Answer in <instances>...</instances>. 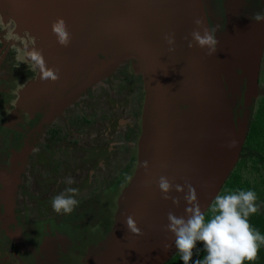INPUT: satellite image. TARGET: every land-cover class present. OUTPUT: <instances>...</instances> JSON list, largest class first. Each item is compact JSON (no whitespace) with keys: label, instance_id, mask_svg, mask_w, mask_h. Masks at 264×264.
<instances>
[{"label":"rangeland","instance_id":"rangeland-1","mask_svg":"<svg viewBox=\"0 0 264 264\" xmlns=\"http://www.w3.org/2000/svg\"><path fill=\"white\" fill-rule=\"evenodd\" d=\"M194 1L112 0L108 5L104 0L29 2L27 6L31 17L25 23L29 47L11 46L2 59L8 61L0 62V201L9 207L6 211L0 205V225H4L0 227V264H148L153 260L151 253L157 254L159 241L169 232L164 230L167 215L164 214L160 221L161 211L154 210L150 202H155L162 209L166 207L177 215L179 209L175 207L173 198L179 197L180 203H185L186 185L190 183L196 189L198 184L188 172L187 166L191 162L186 161L190 158L186 157L181 163L178 159L183 158L186 151L190 152L189 155L193 157L191 161H197L194 172L200 174L206 162L202 150L196 151L191 145L182 153L175 150L177 141L173 131L177 126L168 123L182 110L184 116L189 113L202 116L203 111L200 114L202 108L199 107H206V101L202 106L192 107L190 99H181L183 95L179 93V97L175 98L179 102L174 105L165 101L166 90L161 88V99H158L157 105L150 107L151 88H157L155 83L162 79V71L172 72L177 92L182 93L184 78L190 82L195 76L213 71V56L205 58L204 61H209V64L198 66L197 63L194 71L189 70L197 60V46L190 49L189 59L175 57L174 51L187 47L190 41L186 38L190 40L191 36L174 37V51H169L170 46L164 39L191 20ZM20 6L23 10L25 4ZM193 10L198 12L199 9ZM58 18L65 21L71 34L68 47L57 45V40V46H53L56 36L52 32V22ZM3 26L4 23L0 22V30ZM36 51L42 54L48 69L58 70L57 81L42 80L40 70L31 59ZM9 55L13 59L9 60ZM13 60V67L5 68ZM261 66L264 69V56ZM3 69L14 81L21 78L17 71L32 75L38 73L42 85H31L36 86L33 90L36 94L44 88L42 103H37V107L31 110L16 107L12 101H15L17 90L10 87L14 82L3 78ZM262 77L260 72L259 79ZM84 78L86 81H83ZM166 78L169 79L168 75ZM27 80L24 77L21 83L26 85ZM200 83L201 80L192 84ZM63 84L67 85V89L63 87L66 91L60 88ZM217 84V80L211 78L206 86L209 85L210 91L214 92ZM141 85L142 89L139 87ZM53 89L56 90L50 94L49 91ZM141 90L144 93L140 99ZM72 92L57 111L49 114L51 108L57 107L56 102H60L61 95L64 97ZM171 95L174 92L169 97ZM235 116L239 119L237 113ZM58 121L66 126L67 131H85L87 136L59 170L60 156L53 157L38 145L44 144L41 140L45 130ZM188 122L189 118L185 120L187 135L196 137L199 133L196 122ZM159 124L173 130L160 134L154 126ZM235 128H238L236 124ZM153 136L169 138L166 155L160 151L163 144L160 140V143L153 141ZM158 156L168 162L164 166L163 176L169 178L174 186L179 185L183 189L177 191L174 187L167 200L158 198L156 184L147 185L146 179L140 175L146 169L143 167L145 162L153 166ZM232 157L228 159L222 183L213 187V190L216 188L214 193L210 191L214 197L232 193V189L226 192L227 182L236 172V167L233 169L232 165H237V162L231 165ZM16 158L21 159L19 173L11 170L15 167L11 165L17 163ZM218 159L214 158L215 168L219 165ZM169 169L174 172V178ZM230 172L232 175L227 177ZM180 174L185 178H179ZM239 174L245 184L244 174H249L242 169H239ZM68 177H72L74 183H66ZM149 182L153 183L151 180ZM104 187L112 189L102 191ZM67 188L79 190L75 196L79 203L72 213L57 214L51 200ZM207 206L208 202L205 208ZM128 216L133 217V227L140 230L139 234L127 229L125 220ZM82 217L83 227L86 224L89 226L81 230L77 228L75 233L76 225L82 227ZM161 262L162 258L156 264Z\"/></svg>","mask_w":264,"mask_h":264},{"label":"trees","instance_id":"trees-1","mask_svg":"<svg viewBox=\"0 0 264 264\" xmlns=\"http://www.w3.org/2000/svg\"><path fill=\"white\" fill-rule=\"evenodd\" d=\"M241 1H245L247 3L249 2V0H241ZM192 5H195V6L194 7L192 6L191 8L200 9V10H203V12L204 10L207 11L208 6H210L209 8H216V9L217 7L218 8L221 7V10H218L215 13L218 14L219 16H223L224 19L222 21V24L220 25V29L217 31L216 34L219 35V39L222 40L226 44V47L228 48L229 51L230 50L236 51L238 50V48H240V45L242 43V36H243L242 32L246 30V26L243 20L246 12L240 9H244L246 5L241 6L240 3H238L237 5H234L231 0H195ZM205 5L207 9L205 8ZM232 12L234 14H232ZM239 16L241 18H239ZM213 35L216 37L214 33ZM8 58L13 59V57L11 56H9ZM138 61L140 62V60ZM226 61L227 59L224 56L221 60L222 63L220 65L219 63H217L216 64L217 67H214L215 69L213 68V71H212L213 73L212 72L210 73V71H207L205 74L202 73L198 76L193 77V80H191L190 82L187 81L188 78H184L183 93L177 92V86H175L176 82L174 80V75L172 74V72H169V71H162L161 72L162 79L156 80L158 82L155 83L157 85V88L155 87L151 88V92H150V97H151L150 107L151 108L154 104L157 105L158 99H161L159 90L163 88L164 90H166L165 101H169V103H173L175 105V102H179L177 99H176L177 101H175V98H178L179 93H181L183 95V98L181 99H184V98L190 99L189 102L192 103V107L194 105L197 106L199 104H201L202 106V103L206 101L208 103L206 106L208 110L210 107L213 109V111L216 114L217 119L211 123L210 130H207L203 126L204 123L203 124H201L200 122L196 123V125L198 126L199 133H197L198 135L193 138H190L187 135V133L189 134V132H188V128L185 127L186 126L185 120L187 118H189V120H192V117L194 115L193 113H189L187 116L189 115L190 116L187 117V116H184L185 112L182 110V112L176 115L175 118L173 117L172 120L167 119L169 120L168 121L169 125L177 126V129L174 130L173 132L176 133L175 139L177 141V145L175 146L176 147L175 150H177L178 152L181 151L182 153V151L183 152L186 151L189 148V145H191V147L196 151L202 150L203 157L209 156V158L211 157L214 159L215 150H221L225 148L223 151L226 154L227 149H229L230 147H233V146H230L232 142L234 141L236 144V140L234 139V137H231V135L227 132L225 126L228 123L234 124V122L233 123L230 122V120L235 117V112L233 110L234 105H236L238 109L237 113L240 114L241 112L243 94H244V89L246 87L245 81L242 79L241 81L242 84L240 85L237 84V87L240 89V92L239 93L235 92L233 99L229 98V95H230V91L228 87L229 85H225L226 83L225 81H220L221 83L217 84L214 92L210 91L209 85L206 86L207 81L209 79L213 78L214 80H218V78L221 79L220 77H222V74L226 73L228 75L230 73L229 68L231 66ZM234 61L235 60H233V62ZM261 63H262V59L260 61V72H261V75L263 74V77L260 79L258 93L255 92V94L257 95L255 96L254 100L253 99L251 100L248 114L245 116L244 120H242L243 122H241V124H244V126L237 129L238 133L236 137L238 140V148L235 151V155L233 156L234 157L233 162L231 163L232 165L234 162H237V165L235 164L232 165L233 169H235L236 167V172L233 173L235 178L232 177V179H230L232 181L229 180L227 182L228 185L226 186V192L227 191L230 192L231 189H232V193L237 192L238 190H254L256 192L257 194L256 203L257 205H259V211L251 215L249 217V221L255 230H258L261 235H264V178H261L264 176V69L262 68ZM167 75L170 80L166 78ZM199 80H201L200 84H197V85L192 84L193 82H196ZM230 84L233 85L234 83L232 84L231 82ZM139 87L142 89V85ZM219 91L220 93L223 91L224 98H221L218 100ZM167 92H170V93L174 92V95H171L169 97L170 93L166 94ZM73 93L74 92L66 93V96L62 97L60 102L59 101L56 102L57 107L51 108L49 114L53 111H57L61 103L65 102L67 98H70V96ZM143 93H144L143 90H141V95H139L140 99L142 98ZM199 108L203 109V107H199ZM193 109H196V107H194ZM202 109L200 111V114L202 112ZM210 113L212 114L211 111ZM160 124L154 125L158 129V132L160 134L162 133L166 134V131L169 129L173 130L172 127L168 129V128L162 127ZM201 128H204L205 130L204 129L201 130ZM137 129L139 130L138 125H137ZM163 136H159V137L153 136L152 139L153 141L155 140V141H158V143L161 142L163 144L164 146L163 150H161L160 148V151H162V153L166 155L167 154L166 145L169 142V138L166 137V139L164 138L162 139ZM43 137L44 138L41 140V143L43 142L44 144L42 146L41 144H38V145L40 148L42 147L45 151H47V154L53 157L60 156L59 158L60 160L58 161V166H57V169L59 170L62 164H64L65 161H68L70 156L76 151L77 147L80 144V141L86 138L87 136H86L85 131L83 133L82 131H79L77 133H72L70 131H67L66 126H63L58 121L57 123L49 126L45 130ZM209 144L211 145V147H207ZM64 150H66L65 153H64ZM118 152H121V150ZM224 152L222 153V156ZM181 153H178V154H181ZM189 153L186 151L183 158L178 157L179 163L183 162L182 160L185 159L186 157L190 158L186 162H191V159L193 157L191 158V155H189ZM194 156L196 157L197 155H194ZM20 160L21 159L16 158V161L18 164H20ZM155 160H156V163L153 166H151L150 164L147 165V168L143 166L146 169L142 173H140L141 177L143 176V178L146 180L149 179L147 182H149L150 180L154 182L155 180L153 178H157V179L160 178L159 175H157V173L163 172L165 168L164 166L168 163L167 161H165V159L162 156L156 157ZM131 162L132 160H130V163ZM215 165H216L215 163H210L206 161L205 163H203L201 167L202 168L201 170L203 171L202 173L206 172L207 169L209 168H213ZM195 166H196V163L195 164L190 163V165H188L187 167L189 169L188 172L190 173L191 178L194 179L196 182H198V186H199L204 177L202 173L200 174L198 172L197 173L194 172L196 170ZM239 169L247 171V173L249 174V175L244 174L246 176V178L244 177L245 184L243 183V181L240 180L241 176L239 174ZM95 170H97V168ZM116 170H120V169L116 168ZM170 170L171 169H169V171ZM89 171L90 170H88V174H89ZM170 172L173 174L172 176L174 178V172L172 171ZM88 174H86V177H88ZM184 175H186L185 172H184ZM231 175H232V172H230L229 176L227 177H230ZM179 178H185V177L180 174ZM250 178L253 180H251ZM226 181L224 183H226ZM155 183L157 184V182ZM112 188H115V186ZM112 188L104 187V189L103 188L101 189L102 191H109ZM198 188L203 190V188H200V187ZM213 193H211V196L209 198L208 206L204 210H202L205 212L206 218H210L211 216L209 209L211 206L210 204L211 203L210 201L212 200L211 198L214 197ZM157 194H158V198L160 197V199H163V196L160 190L157 192ZM150 204L154 207V210L161 211V215L159 218H160V221L163 220L162 216H164L165 211L162 208H160V206L157 207L158 205H155V202H152V203L150 202ZM3 205L5 207L7 204H3ZM8 208H9L8 206L5 207V210L7 211ZM184 214L185 212L183 213V215ZM84 217L81 218L82 227H80L79 225L75 226V233L77 232V228L78 229L80 228L81 230L89 226L88 224H86V226L83 227ZM1 220L3 219L1 218ZM0 227L3 228L4 225H0ZM157 227L159 226L157 225ZM159 242H160V248L157 247L156 249L157 254L163 255L162 262L160 264H183V261L181 260L179 253L175 249L174 239H168V236L166 235L165 238H162V240ZM166 244H170L172 245V247L165 250L164 246ZM205 255L206 253L203 250L202 244L198 242L197 249L194 250V255L192 257V260L195 261L196 259H203ZM189 264H191V261L189 262ZM244 264H264V244L260 245L257 259L251 262L245 261Z\"/></svg>","mask_w":264,"mask_h":264},{"label":"clouds","instance_id":"clouds-1","mask_svg":"<svg viewBox=\"0 0 264 264\" xmlns=\"http://www.w3.org/2000/svg\"><path fill=\"white\" fill-rule=\"evenodd\" d=\"M250 19L255 22H264V11L254 13ZM194 24L196 28L191 32L192 40L188 43V47L198 46L202 49L207 48L209 55L216 53L219 41L212 31L204 26V21L200 18H196ZM52 32L56 36L59 45L63 47L69 46L71 34L62 18H58L52 22ZM164 39L170 46L169 51H174V34L166 35ZM263 55L264 43L261 59ZM31 59L37 69L40 70L43 80L55 82L59 79L58 70L48 69L39 51L34 52ZM259 75L260 66L257 76V88L253 90L249 98L246 115L248 114L250 102L255 96L253 94L258 91L260 85ZM243 106L242 101L241 112ZM230 146H233L232 149L238 147L237 138L236 144L233 141ZM229 156L230 153L224 159L228 160L232 157ZM227 163L228 161L224 163L225 173ZM144 166L147 168V162H145ZM65 182L72 184L74 180L72 177H68ZM156 186L166 200L170 198L169 193L174 187L177 191L183 190L179 185L174 186L172 181L166 176H161ZM186 187L187 192L183 197L186 204L185 215L177 216L175 213L169 211L167 214L168 223L164 227V230L171 233L174 237V246L183 264H189L190 261L191 264H244L245 261H255L260 245L264 244V235L255 230L249 221V217L259 211V205L256 203V192L254 190H238L233 193L216 195L209 209L211 216L210 218H206V214L202 211L199 204L195 188L190 183ZM78 192L79 190L76 188H67L65 192L55 195L51 200L53 210L57 214L72 213L79 203L75 198ZM173 203L178 206L180 198H173ZM125 224L127 229L138 234L140 233L138 228L133 227L134 219L132 216L126 218ZM198 242L202 244L206 255L203 259L193 261L192 257L194 250L197 249ZM164 247L167 250L172 245L166 244Z\"/></svg>","mask_w":264,"mask_h":264},{"label":"flooded vegetation","instance_id":"flooded-vegetation-1","mask_svg":"<svg viewBox=\"0 0 264 264\" xmlns=\"http://www.w3.org/2000/svg\"><path fill=\"white\" fill-rule=\"evenodd\" d=\"M1 1L2 0H0V22L4 23V26L0 30V62H6L8 60L2 61V59L5 56L7 49H10L11 46L20 45L21 47H29L28 46L29 33L27 32L28 28L26 27L27 25L25 23L27 21V18L31 17V15L28 13V9H29L28 7L29 6H27L29 4V2H31V0H3V2H4L3 4ZM111 1L112 0H104V2L107 5ZM231 1L233 2L234 5H237L238 3H240L241 6L246 5L244 7V9H240V10L246 12V14L244 15V18H243L244 24L246 26V30L242 32V35H243L242 36V43L240 45V48H238V50H236V51L230 50L229 51L228 48L226 47V44L222 40H220L219 35L216 34L217 31L220 29V25L222 24V21L224 19L223 16H219L218 14L215 13L216 11L221 10V7L220 8L217 7V9H216V8H209L210 6H208L207 11L204 10V12H203V10H200V9L198 10V12L191 9V20H189L187 22V24H183L180 28H178L177 32L174 31V32L170 33V35L174 34V37H177V38H180L183 36H187V37L191 36V32L196 28V25L194 24V20L196 18H198L199 15L201 14L200 19H202L204 21V26L207 27L209 30H211L216 35V38L218 39L219 43L217 45V52L213 53L212 55L208 54L207 48L202 49V48L197 46L198 49H196V53L194 52L195 58L197 60H195L193 66H191L189 68V70L192 69V71H194V68H195L194 65H197V63H198V66H201V65L206 64V63L209 64V61H204L207 56L215 57V59L211 62V65L213 68L217 67L216 64L219 63V65H220L222 63L221 62L222 58L225 56L227 59L226 62L231 66L229 68L230 73L228 75L226 73L222 74V77H220L221 79L218 78L217 83L220 84L221 83L220 81H225L226 82L225 85H229L228 86L229 91H230L229 98L233 99L235 92H238V93L240 92V89L237 87V84L238 85L242 84V82H241L242 79L246 83V77H245L244 69H243V54L246 51L245 46H244V36L246 34L253 35L264 23V22H255V21H252L250 19V17L254 13L264 11V0H249L248 3L245 1H241V0H231ZM21 4H25V7L23 8V10L20 6ZM224 6H226V5H224ZM30 7H32V6H30ZM229 8H231V7H229ZM232 14H234V13L232 12ZM239 18H241V17L239 16ZM97 26H99V24ZM187 28H189V29H187ZM92 32H93V30H92ZM182 32H184V33H182ZM178 34H182V35L179 36ZM55 40H57L56 37L53 39V42H52L53 46L59 45V44L55 45ZM187 40L191 41L192 37L190 40L187 38ZM31 43H32V41H30V44ZM49 46H50V44H49ZM55 48H57V47H55ZM80 48L82 50H84L83 47H80ZM190 49H192V48H189L187 46L183 49L176 50V51H174V55L178 59H180V57L181 58L183 57L184 59H186V58H188V53L192 52V51H190ZM188 50H189V52H188ZM78 51H79V49H78ZM204 54H206L205 57H203ZM171 58L174 59L172 56H171ZM233 60H235V61L233 62ZM237 60H238V62H237ZM13 63H14V60L11 61V64L6 66L5 68L13 67V66H11V65H13ZM237 63H238V65H237ZM16 67H18V65ZM3 71H4V69H3ZM17 72L19 73L18 76H21V78L23 77L22 80H21V78H18V79H20V81H18L17 78L15 79L16 81H14L13 80L14 78L8 77V75H6L7 73H5V71H4L5 74L3 77L5 79H8L7 81L14 82V84L10 85V87L13 86V88L15 90H17L15 98H14L15 101L13 100L12 103H15L16 107H21L24 110L26 108H29L30 110L33 109L34 107L36 108L37 103L41 104L42 101L44 100V92H43L44 88H42V91L39 94H36V92H33V90L36 86L31 85L34 83L37 85H40V86L42 85V81H41L40 77L38 76V73L35 74V72H34L32 75L29 72H28V74H25V71H17ZM210 73H211V71H210ZM24 77L28 79L27 80L28 83H25L26 85L21 83V81L23 82ZM228 78H229V80H228ZM29 80H30L31 86L29 85ZM83 81H86V78H84ZM231 82H232V84L233 83L234 84L231 85L230 84ZM15 84H17V86L18 85L19 86L16 87ZM63 87H65L67 89V85H65V84L61 85L60 88L64 89ZM258 89H259V87H258ZM55 90L56 89L50 90L49 93L51 94ZM245 91H246V87L244 89L243 99H244ZM24 96H25V98H24ZM52 96L55 97L57 95H52ZM61 96L63 97V95H61ZM221 98H224L223 91L221 93L219 91V93H218V100ZM236 108H237L236 105H234L233 110L235 113L238 112V109L236 110ZM13 110H15V109H13ZM209 110L212 112V114L210 113ZM209 110L207 107H203L202 116H194L193 115L192 123H193V121H195L196 123L200 122L201 124L204 123L203 126L207 130H210L211 123L214 122L217 119V117H216V114L212 108L209 107ZM240 114H238L239 119L236 118V116H235L234 118H232L230 120V122L231 123L234 122V124L228 123L225 126L227 132L231 135V137H234L235 140L237 138L236 136L238 133L237 129L244 126V124H241V122H243V121L241 119ZM189 122H191V120H189ZM235 124H237L238 128H235ZM233 125H234V129H233ZM231 126H232V129H231ZM228 127H229V129H228ZM202 129H204V128H201V130ZM207 147H211V145L209 144ZM237 148L238 147L232 149V147H230L229 149H227L226 154L223 151L225 148L221 149L220 151L215 150V157L219 158L218 159V161H219L218 167L215 168V166H214L215 169L214 168L213 169L212 168L207 169V171L203 173V175H205V176L202 179L201 184L199 186L197 184V187L195 189L196 195L198 197V201L200 203V206L202 205V200L206 197V195H207V199H208L207 202H209V198H210L211 194L210 193L208 194V190L211 189L212 186L214 185L216 178L219 174L221 165L228 161V160H225L224 158L228 155V153H230L229 157L234 156ZM223 152H224V154L222 156ZM11 160H13V159H11ZM206 161L210 162V163H215V160L211 157L209 158V156L206 157ZM195 163H197V161H196V159H193L191 161V164H195ZM11 166H15V167H12V169H11L12 171H14L16 173L20 172L18 166H21V164L16 163L15 165H11ZM224 167H225V165H224ZM163 174H164V171L157 173V175H159V177L163 176ZM153 179L155 180L153 183L152 182H146L149 179L145 180V183L147 185H155L156 184L155 182H157L159 178L158 179L153 178ZM198 187L203 188V190L199 189ZM214 187H216V186H214ZM215 190H216V188H215ZM215 190H213V192H215ZM12 196H13V194H11V197ZM1 204L3 205V203L0 201V205ZM175 207L179 209V213L177 214V216H182L184 213L183 211L185 210L186 204L181 202L179 206L176 205ZM163 210L165 211L164 212L165 215H167L168 212L171 211V210L167 209L166 207ZM167 223H168L167 220H165V224H167ZM166 235L168 236V239H174V237L172 236L171 233H167ZM162 238H165V235ZM154 254H155L154 252L151 253L153 260L151 262H149L148 264H156L158 261H160L161 258H163V255H158V254L154 255ZM147 255H150V253H148ZM141 264H143V263H141Z\"/></svg>","mask_w":264,"mask_h":264},{"label":"water","instance_id":"water-1","mask_svg":"<svg viewBox=\"0 0 264 264\" xmlns=\"http://www.w3.org/2000/svg\"><path fill=\"white\" fill-rule=\"evenodd\" d=\"M1 2L2 4L4 3L3 0ZM263 43H264V23L253 35L246 34L244 36V46L246 51L243 54V69L246 77V91L243 99L244 106L242 107V112H241L242 120H244L247 113L249 98L251 97L253 90H256L257 88V76L259 72L260 59L263 54ZM220 168L221 169L216 178L215 184L212 186L211 189L208 190V194L210 193V191L213 190L214 186L221 184L224 179L225 176L224 164H222ZM207 200L208 199L206 195V197L202 200V205H201L202 210L206 206Z\"/></svg>","mask_w":264,"mask_h":264}]
</instances>
